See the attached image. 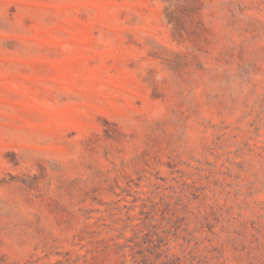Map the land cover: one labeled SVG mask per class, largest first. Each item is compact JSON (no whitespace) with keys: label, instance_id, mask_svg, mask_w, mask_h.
Here are the masks:
<instances>
[{"label":"rangeland","instance_id":"obj_1","mask_svg":"<svg viewBox=\"0 0 264 264\" xmlns=\"http://www.w3.org/2000/svg\"><path fill=\"white\" fill-rule=\"evenodd\" d=\"M0 264H264V0H0Z\"/></svg>","mask_w":264,"mask_h":264}]
</instances>
